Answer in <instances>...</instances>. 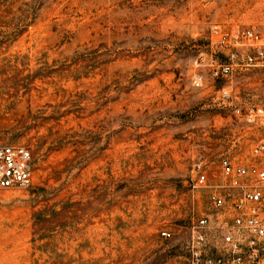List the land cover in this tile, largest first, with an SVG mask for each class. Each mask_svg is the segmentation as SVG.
<instances>
[{
	"label": "rangeland",
	"instance_id": "obj_1",
	"mask_svg": "<svg viewBox=\"0 0 264 264\" xmlns=\"http://www.w3.org/2000/svg\"><path fill=\"white\" fill-rule=\"evenodd\" d=\"M244 29L264 0H0V146L35 165L0 190V264H185L195 168L264 142L236 114L264 68L217 75Z\"/></svg>",
	"mask_w": 264,
	"mask_h": 264
},
{
	"label": "built area",
	"instance_id": "obj_2",
	"mask_svg": "<svg viewBox=\"0 0 264 264\" xmlns=\"http://www.w3.org/2000/svg\"><path fill=\"white\" fill-rule=\"evenodd\" d=\"M220 47L229 55L217 75L228 78L264 68L263 33L244 29L222 34ZM236 114L249 126L264 128V106H246ZM250 156L257 162L224 157L218 172L204 165L195 168L192 198L202 191L209 194L203 209L192 212L185 264H264V142ZM34 167L33 153L27 147L0 146V190L30 188ZM160 235L172 241L176 232L168 229Z\"/></svg>",
	"mask_w": 264,
	"mask_h": 264
}]
</instances>
